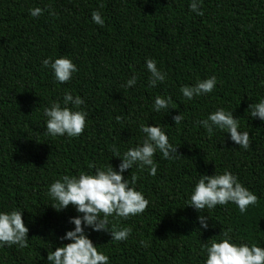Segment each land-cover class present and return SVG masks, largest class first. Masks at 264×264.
<instances>
[{
	"label": "trees",
	"instance_id": "obj_1",
	"mask_svg": "<svg viewBox=\"0 0 264 264\" xmlns=\"http://www.w3.org/2000/svg\"><path fill=\"white\" fill-rule=\"evenodd\" d=\"M0 0V212L22 211L28 247L0 246V264H47L48 251L69 243L74 206L60 211L49 186L63 176L118 171L123 154L141 146V125H159L181 156L157 150L155 176L134 165L122 175L149 201L142 214L109 216V229L130 227L126 241L85 227L109 264H205V245L223 239L264 247V121L249 104L264 99V0ZM42 9L33 17L29 10ZM99 11L104 25L91 14ZM66 57L76 65L61 84L44 59ZM146 59L166 74L149 86ZM136 76L133 87L129 79ZM216 77L211 93L186 99L180 89ZM70 92L84 103V132L76 137L46 134L44 109ZM171 97L169 109L154 110L155 98ZM218 108L232 112L248 132L245 150L218 128L198 122ZM184 119L174 124L173 117ZM119 117V119H117ZM119 158L114 157L113 148ZM95 165V168L90 167ZM231 172L258 196L241 213L235 203L198 212L190 196L201 175ZM210 218L202 229L198 216ZM103 216V214H101ZM146 241L144 247L140 241Z\"/></svg>",
	"mask_w": 264,
	"mask_h": 264
},
{
	"label": "clouds",
	"instance_id": "obj_2",
	"mask_svg": "<svg viewBox=\"0 0 264 264\" xmlns=\"http://www.w3.org/2000/svg\"><path fill=\"white\" fill-rule=\"evenodd\" d=\"M200 0H192L189 8L197 15H202L199 8ZM30 15L37 17L42 14V9L34 8L29 10ZM91 19L97 25L103 26L104 19L99 11L91 14ZM43 66L50 67L54 76L61 84L68 82L72 74L78 69L71 59L60 57L51 61L44 59ZM146 66L151 73L149 86L155 87L157 82H163L166 74L161 72L154 59H146ZM137 78L135 75L126 83L127 87L135 86ZM217 84L215 76L197 82L194 86H183L180 91L183 96L192 100L194 97L211 93ZM171 97L161 98L157 96L154 102V110L169 109ZM64 107L59 102H53L51 107L44 109V115L48 118L46 122V134L51 136L76 137L84 132L86 126V113L82 110H73L68 107L71 104L79 109L84 101L80 96H73L66 92L63 97ZM251 117H258L264 121V99L258 103L249 104ZM119 119V117L117 118ZM184 119L181 114L173 117L174 124H179ZM209 134H212L214 127L226 130L230 138L239 147L247 150L250 147V135L248 132L239 131L238 119L234 118L232 112L218 108L208 118L198 122ZM140 130L145 133V139L141 146L131 148L123 154L120 159L118 149L113 148L114 157L121 160L118 171L112 166L101 169L95 168L94 174L81 172L78 177L65 175L54 181L48 189L50 197L57 202L51 206L57 211L67 208L69 205L75 207L81 216L70 218L75 225L74 230L67 231L61 240L70 241L67 244L58 246L55 251H48L47 264H109V257L97 250L93 242L85 234V227L96 232H110L111 239L115 241H126L132 233L130 227L117 228L115 225L109 229V216H116L127 219L129 216L139 215L146 211L149 201L144 195L131 185L136 183V177L131 181L126 179L122 173L131 169L134 165L141 169L147 167L149 175L155 176L157 165L153 160L154 154L159 150L163 158L172 159L174 156H181L177 148L169 143L167 134L159 125H141ZM229 202L235 203L241 213L246 212L248 206L258 202V196L248 190L238 178L229 171L223 174L201 175L190 196V203L187 206L193 207L199 213L205 208L213 209L217 205H226ZM22 211L0 212V246H13L19 248L28 247V228L22 219ZM103 214V216H101ZM198 222L202 229L209 227L207 221L210 219L205 215L198 216ZM232 228L223 232V239L219 242L212 241L205 245L207 259L205 264H264V247L255 244L249 246L247 243L237 245L232 242L229 233ZM140 244L147 247L146 241L141 240Z\"/></svg>",
	"mask_w": 264,
	"mask_h": 264
}]
</instances>
